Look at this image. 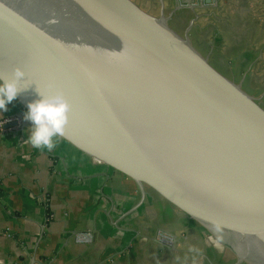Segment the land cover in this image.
<instances>
[{
	"label": "water",
	"instance_id": "obj_1",
	"mask_svg": "<svg viewBox=\"0 0 264 264\" xmlns=\"http://www.w3.org/2000/svg\"><path fill=\"white\" fill-rule=\"evenodd\" d=\"M194 20L179 31L135 0H0V80L25 71V113L63 93L59 138L264 264V105L194 44Z\"/></svg>",
	"mask_w": 264,
	"mask_h": 264
},
{
	"label": "crops",
	"instance_id": "obj_2",
	"mask_svg": "<svg viewBox=\"0 0 264 264\" xmlns=\"http://www.w3.org/2000/svg\"><path fill=\"white\" fill-rule=\"evenodd\" d=\"M135 1L170 15L179 31L195 17L189 36L220 69L226 59L237 71L255 59L257 27L245 14L251 0H197L194 8ZM19 109L14 99L0 115ZM31 127L25 120L22 130L0 133V264H250L155 192L65 140L57 137L52 151L34 148ZM84 230L93 240L74 242ZM159 230L173 235L172 245L161 243Z\"/></svg>",
	"mask_w": 264,
	"mask_h": 264
},
{
	"label": "clouds",
	"instance_id": "obj_3",
	"mask_svg": "<svg viewBox=\"0 0 264 264\" xmlns=\"http://www.w3.org/2000/svg\"><path fill=\"white\" fill-rule=\"evenodd\" d=\"M25 76V71L16 67L11 78L0 80V110L6 111L7 105L26 89L20 87ZM38 93L40 98L28 103L24 115V119L32 122L28 140L34 148L52 151L56 147V138L64 134L71 105L61 92L54 95Z\"/></svg>",
	"mask_w": 264,
	"mask_h": 264
},
{
	"label": "rangeland",
	"instance_id": "obj_4",
	"mask_svg": "<svg viewBox=\"0 0 264 264\" xmlns=\"http://www.w3.org/2000/svg\"><path fill=\"white\" fill-rule=\"evenodd\" d=\"M177 2L183 7L191 4L198 5L197 0H177ZM216 2L218 4L219 0ZM200 3H203V1ZM245 14L246 19L251 20V24L255 23L257 27V38L254 40V43L257 42V48L254 49L255 59L254 61H248V65L246 64V67L239 69V71L235 70V63L229 59H226V63L220 64V66L235 80L241 81L250 93L259 97V101L264 105V0H251ZM193 26L196 27L198 24L194 21ZM215 35L213 34V36ZM210 61L212 62V60ZM217 68L220 69L219 66ZM132 181L135 183L134 180Z\"/></svg>",
	"mask_w": 264,
	"mask_h": 264
},
{
	"label": "built area",
	"instance_id": "obj_5",
	"mask_svg": "<svg viewBox=\"0 0 264 264\" xmlns=\"http://www.w3.org/2000/svg\"><path fill=\"white\" fill-rule=\"evenodd\" d=\"M24 115L25 112L22 108L8 115H0V133L10 134L12 132L22 130L25 126L26 120L24 119ZM157 235L158 239L163 244L172 245L174 242L173 235L167 231L159 230ZM72 238L74 242L77 243H88L93 240V232L91 230L77 231L72 234Z\"/></svg>",
	"mask_w": 264,
	"mask_h": 264
},
{
	"label": "bare ground",
	"instance_id": "obj_6",
	"mask_svg": "<svg viewBox=\"0 0 264 264\" xmlns=\"http://www.w3.org/2000/svg\"><path fill=\"white\" fill-rule=\"evenodd\" d=\"M96 160V159H95ZM98 162V160H96Z\"/></svg>",
	"mask_w": 264,
	"mask_h": 264
}]
</instances>
